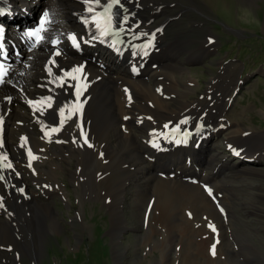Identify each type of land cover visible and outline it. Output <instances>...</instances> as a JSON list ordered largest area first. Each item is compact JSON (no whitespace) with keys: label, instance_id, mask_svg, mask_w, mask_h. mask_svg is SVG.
Listing matches in <instances>:
<instances>
[{"label":"bare ground","instance_id":"1","mask_svg":"<svg viewBox=\"0 0 264 264\" xmlns=\"http://www.w3.org/2000/svg\"><path fill=\"white\" fill-rule=\"evenodd\" d=\"M91 1L96 0H58V3L53 0L54 19L48 18L44 42L30 49L21 66L13 70L6 85L0 88V117L4 121V133L0 137V153L4 154L0 163L3 172L0 196L6 205L0 207L1 249L7 248L38 262L46 233L61 230L53 201L64 198L66 206L71 205L65 185L60 181L61 174L66 173L78 200L77 218L83 213L86 201H98L107 208L114 254L120 262L127 249L121 235L129 228L124 207L129 201L127 189L130 187L136 223L151 212L146 229L148 241L158 243L154 248H159L161 260L171 258L172 264L174 261L177 264H264V253L252 242L246 245V236L236 231L234 223V209L238 206L247 208V213L262 210L248 200L244 202L243 197H234V183L243 181L253 186L249 182L253 179L251 176L264 172L253 167L238 169L227 159V154L217 151L221 137L228 153L264 161V149L255 142L261 140L260 135L255 136L258 132L251 137L248 132L252 129H240L238 123L221 119L228 107V93L235 87L234 65L209 84L203 99L188 100L186 92L178 87L188 89L193 80L184 77L182 85L175 74L184 75L183 63L201 61V56L213 51L216 38L204 34L197 44H190L176 34L167 35L166 22L156 24L164 21L161 15L171 2H174L172 7L181 4L183 8L178 12H185L199 10L200 1L121 0L120 19L125 15L129 18L123 26L119 24L125 34V52L120 60L100 48L93 51L83 48L78 54L65 45L61 51L45 43L64 39L70 30H78L76 20L83 16L85 5ZM11 3L14 8L30 11L39 2L11 0ZM146 15L149 17L145 18ZM133 33L138 38H133ZM141 33L149 35L139 36ZM15 34L10 31L9 37L17 43ZM148 37L155 40L150 46L157 45L155 50L161 49L159 53L153 54L154 50L146 58L139 54L133 58L147 47ZM181 54H188L190 58L184 61ZM195 56L200 57L191 58ZM153 60L158 64L155 69L151 66ZM134 61L146 64L143 75L136 79L130 73ZM74 68L77 70L72 71ZM60 76L64 77L61 82ZM143 76L147 78L142 79ZM53 80L56 82L51 83ZM49 96L51 101H41L42 97ZM62 107L64 112H60ZM184 117L191 119L181 123ZM197 123L211 130L209 137H205L207 132L198 136L202 143L197 150L186 147L190 143L185 138L169 145L154 142L163 150L160 152L148 141L151 136L169 129L168 126L179 124L182 129L194 130ZM53 131L56 140L66 147L44 144L53 138ZM177 144L185 146L177 147ZM42 148L56 157V168L51 164L52 159L46 161L50 169L38 166L45 176H51L50 190L46 189L47 184L39 183L40 171L38 177L30 174L26 180L34 185L29 189L26 182L18 179L21 174L13 156ZM187 157L190 162L185 161ZM71 162L74 166L66 172L65 167ZM197 170L199 173L195 174ZM171 173L174 178L168 176ZM193 177L199 180L197 184L189 182ZM205 188L211 190V196ZM76 219L72 217V221ZM136 238L141 240V234ZM141 243L140 248L144 249L147 244ZM259 259L262 262L258 263ZM18 262L10 253L0 252V264Z\"/></svg>","mask_w":264,"mask_h":264},{"label":"rangeland","instance_id":"2","mask_svg":"<svg viewBox=\"0 0 264 264\" xmlns=\"http://www.w3.org/2000/svg\"><path fill=\"white\" fill-rule=\"evenodd\" d=\"M52 1L48 0L47 6L51 7ZM199 1V10L192 9L185 12H178L183 8L181 4L172 7L174 2H171L172 5L164 8L165 14L161 15L164 21L160 20L156 23L166 22L165 32L167 35L176 34L177 37L190 44H197L196 41L204 38V34H211L216 38V46H214L213 51L201 56L203 61L183 63L186 69L184 75L182 72H176L175 77L180 78L179 81L182 82H180L182 85L184 77H191L194 83L187 87L188 89L183 87H178V89L186 92L188 100L203 99L209 84L216 82L224 72L232 70L229 68L234 65L232 77L234 76L236 88L234 87L231 94L230 91L228 93L227 97L230 100L222 118L228 122L238 123L240 129H252V132L249 130L248 135L251 137L260 135L261 140L258 139L255 142L262 146L261 149H264V0L254 2L252 0ZM38 5H35L28 12L33 14V11L38 9ZM139 16H143V14L139 13ZM147 17L149 15L145 16V18ZM167 18L168 21H166ZM243 46L245 47L243 48ZM180 57L184 61L190 58L188 54H181ZM198 57L200 56L191 58ZM181 62L183 61L181 60ZM180 74L183 75L182 78ZM51 135L53 138L50 142L44 144L57 147L64 145L56 140V132L53 131ZM217 143L220 144L217 151H223L224 155L227 154V159L230 160L231 164H235L238 169L253 167L264 172L263 160L259 161L254 158L253 162L251 157L247 161L244 159H241V162L240 159L234 160L229 155L230 152L227 153L225 150V143L221 137ZM45 152L46 148L39 149L38 152L16 153L13 157L15 164L19 165L21 174L18 179L21 177L25 183L31 177L30 174L35 178L38 177V172H41L38 166L42 165L44 169H50L49 165L46 164L49 159H52L51 164L56 168V157L50 152ZM232 155L236 156L237 154ZM73 166V162L69 163L65 167L66 172ZM40 176L42 179L39 178V183L41 185L47 184L45 187L50 190L48 180L51 176H45L42 172ZM61 176L60 181L65 185L71 205L70 207L66 206L64 198L57 197L53 201L52 207L60 214H58V218L61 230L59 233H46L43 240L45 241L44 248L38 262L29 256L11 252L7 248L1 249L0 247V252L10 253L19 261L18 264H172L171 258L160 259L159 248H154L158 243L154 244L148 241L149 234L146 229L149 216L144 215V220L136 223L130 197L133 190L130 187L127 189L129 201L124 207L129 228L121 235V242L126 245L127 249L126 256L120 262L114 254L115 242L110 234L111 220L107 208L101 202L86 201L83 204V213L77 218L76 212L79 211V206L76 194L68 181L67 174L62 173ZM251 177L253 179L249 182L254 184L253 186L245 185L243 181L234 183V197H243V201L248 200L249 203L254 204L257 208L261 207L262 210L247 213V208L238 206L237 209H234V219H236L234 223L236 231L244 234V237L246 236L244 243L247 245V243L252 242L260 252L264 253V246H262V244L264 245V193L263 195L258 193L264 192V173L261 175L253 174ZM26 183L29 189L34 188L32 183ZM69 215L77 219L72 221V217ZM139 233L141 240L136 238ZM141 241L147 244L144 249L140 248L142 246ZM244 248L249 249L247 246ZM257 262H262V260L259 259ZM174 264H177V261H174Z\"/></svg>","mask_w":264,"mask_h":264},{"label":"snow or ice","instance_id":"3","mask_svg":"<svg viewBox=\"0 0 264 264\" xmlns=\"http://www.w3.org/2000/svg\"><path fill=\"white\" fill-rule=\"evenodd\" d=\"M86 2H87V0H86ZM96 2H98V0H96ZM116 2H117V0H109V3L103 7V11L100 13V15L104 19L105 23H112L113 25L120 24L121 26H123V24L127 22L129 16L125 15L122 20L120 19L119 12L113 11V4ZM121 7H123V5H121ZM125 12L127 13V9H125ZM48 18H49L48 12L47 11L42 12L38 18V26H35L33 28H29L24 32V35L26 37H28L30 40H32V42H33L32 46L33 47L35 46L36 42L41 41L43 39L42 33L44 31V28L47 25V19ZM89 19L96 20V17L93 16ZM96 23H97V26H99L98 20H96ZM113 30L115 31L117 29L114 27ZM156 31L159 32L160 29H157ZM4 32H5V28L3 26H0V48L4 47V45L2 43ZM147 35H149V34L148 33L139 34V36H147ZM151 35L154 38L155 33H152ZM68 38L72 40L73 45L75 47H77V48L79 47V43L76 41L75 34L69 33ZM96 38L97 37L95 35L92 36V39H96ZM133 38H138L136 33H133ZM57 43H58V41H56V40L52 41L53 45H56ZM152 44H153L152 40L147 41V45H152ZM148 54H149V52L147 50H145L144 55H148ZM53 62H54V60H53ZM78 67H82V66H78ZM76 70H77V68H74L72 71H76ZM49 71L51 72V68L49 69ZM133 71H136V69L133 68ZM4 74H5V66H4L3 60H0V82H3ZM58 79L62 81L64 79V77L60 76V77H58ZM55 82H56L55 80L51 81V83H55ZM79 94H80L79 89H77V96H79ZM10 99L11 98H9V100ZM51 100H52V97H50V96L41 98V101H51ZM29 103L31 104L33 102L29 101ZM81 103H83V101H81ZM49 106H50V104H49ZM60 112H64L63 107L60 109ZM190 119H191V117H184L183 120L181 121V123L186 122ZM61 123H63V121H61ZM201 127H203L202 124H197V126H196L197 130H199ZM177 143H179V141H177ZM89 146H91V145H89ZM154 146H158V145H154ZM237 154H239V153H237ZM3 155H4L3 153H0V158H2ZM17 175H19V173H17ZM2 177H3V172L0 171V178H2ZM19 191L22 192L23 189H19ZM0 207H6V205H4V203H3V197L2 196H0Z\"/></svg>","mask_w":264,"mask_h":264},{"label":"clouds","instance_id":"4","mask_svg":"<svg viewBox=\"0 0 264 264\" xmlns=\"http://www.w3.org/2000/svg\"><path fill=\"white\" fill-rule=\"evenodd\" d=\"M57 3H58V0H57ZM44 11H47V12H48V14H49V18H50L51 20L54 19V17H53V10L51 9V7L47 6V2H46V0H45V8H44L43 12H44ZM0 26H2V25H0ZM3 27H4V26H3Z\"/></svg>","mask_w":264,"mask_h":264}]
</instances>
